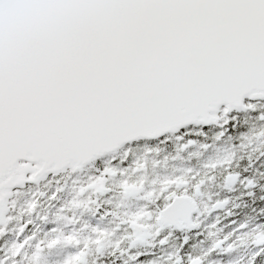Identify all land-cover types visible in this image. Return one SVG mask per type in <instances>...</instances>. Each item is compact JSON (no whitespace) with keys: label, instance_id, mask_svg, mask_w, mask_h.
<instances>
[{"label":"snow or ice","instance_id":"obj_1","mask_svg":"<svg viewBox=\"0 0 264 264\" xmlns=\"http://www.w3.org/2000/svg\"><path fill=\"white\" fill-rule=\"evenodd\" d=\"M0 264H264V0H0Z\"/></svg>","mask_w":264,"mask_h":264}]
</instances>
